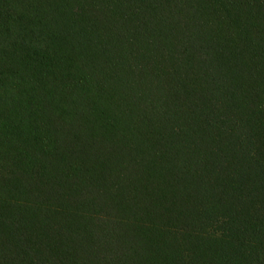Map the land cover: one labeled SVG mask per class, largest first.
Listing matches in <instances>:
<instances>
[{
  "label": "trees",
  "instance_id": "trees-1",
  "mask_svg": "<svg viewBox=\"0 0 264 264\" xmlns=\"http://www.w3.org/2000/svg\"><path fill=\"white\" fill-rule=\"evenodd\" d=\"M0 264H264V0H0Z\"/></svg>",
  "mask_w": 264,
  "mask_h": 264
}]
</instances>
